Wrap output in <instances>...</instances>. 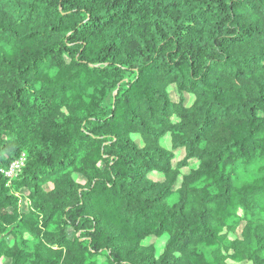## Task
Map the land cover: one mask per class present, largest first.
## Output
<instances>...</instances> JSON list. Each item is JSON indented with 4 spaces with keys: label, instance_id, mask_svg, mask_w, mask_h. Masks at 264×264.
<instances>
[{
    "label": "trees",
    "instance_id": "obj_1",
    "mask_svg": "<svg viewBox=\"0 0 264 264\" xmlns=\"http://www.w3.org/2000/svg\"><path fill=\"white\" fill-rule=\"evenodd\" d=\"M231 261L264 264V0H0V264Z\"/></svg>",
    "mask_w": 264,
    "mask_h": 264
},
{
    "label": "rangeland",
    "instance_id": "obj_2",
    "mask_svg": "<svg viewBox=\"0 0 264 264\" xmlns=\"http://www.w3.org/2000/svg\"><path fill=\"white\" fill-rule=\"evenodd\" d=\"M257 171V166H248V167H241V169L237 173V177H235L236 182H242L244 181L248 176H253L256 174ZM20 196V205L21 207L27 208L29 200H28V195L25 193L21 194L19 193ZM154 241V240H152ZM233 264H250L247 261H231Z\"/></svg>",
    "mask_w": 264,
    "mask_h": 264
},
{
    "label": "built area",
    "instance_id": "obj_3",
    "mask_svg": "<svg viewBox=\"0 0 264 264\" xmlns=\"http://www.w3.org/2000/svg\"><path fill=\"white\" fill-rule=\"evenodd\" d=\"M24 159L22 158L20 161H16L12 163L10 170L7 172L8 176H12L15 174L17 170L20 169L21 165L23 164Z\"/></svg>",
    "mask_w": 264,
    "mask_h": 264
}]
</instances>
